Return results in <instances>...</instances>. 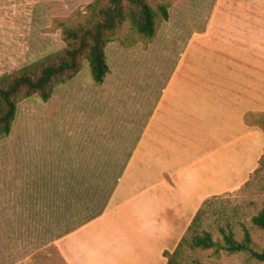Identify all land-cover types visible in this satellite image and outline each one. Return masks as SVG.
<instances>
[{"label":"rangeland","instance_id":"obj_1","mask_svg":"<svg viewBox=\"0 0 264 264\" xmlns=\"http://www.w3.org/2000/svg\"><path fill=\"white\" fill-rule=\"evenodd\" d=\"M93 1L0 0V75L63 49V28L84 22ZM149 3L158 12L155 36L143 37L124 22L106 45L110 70L102 84L83 59L80 71L56 85L48 101L38 95L18 99L10 134L0 138V264H66L60 239L105 212L122 176L143 172L144 182L166 169L165 177H177L181 161L193 162L190 170L195 163L204 167L213 195L203 227L214 239H222L218 225L228 220L237 239L245 225L254 248L264 249V229L251 221L264 202V114L248 115L247 127L225 125L219 105L197 101L204 73L211 75L207 67L216 65V56L204 58L203 50L225 48L227 34L238 45L249 35L244 20L264 21V0ZM161 4L168 7V19L159 13ZM210 22L213 30L205 35ZM258 39L264 48V32ZM194 65L199 68L191 73ZM260 69L264 76V63ZM135 151L149 167L125 172ZM144 188L150 186L143 184V198ZM182 227L162 240L146 227L153 234L143 238L155 242L150 264L166 263L159 250L172 252L187 230ZM185 260L264 264L245 251L213 248L189 250Z\"/></svg>","mask_w":264,"mask_h":264},{"label":"crops","instance_id":"obj_2","mask_svg":"<svg viewBox=\"0 0 264 264\" xmlns=\"http://www.w3.org/2000/svg\"><path fill=\"white\" fill-rule=\"evenodd\" d=\"M244 25L249 35L245 37L241 31L244 36L238 45L232 43V36L227 34L223 36L224 44L217 41V45H226L225 48L216 46L203 50L204 58L216 56V65L207 67L211 75L204 73L206 81L198 87L202 97L197 100L198 104L219 105L227 122L225 125L230 121L232 125L241 127H247L245 119L248 115L264 114V90L261 91L264 89V76L260 69V63H264V54L260 50L264 48L258 39L259 33L264 32V21L249 16L243 21ZM212 30L210 22L205 35H210ZM219 30L215 28L217 33ZM198 68L191 66V73ZM136 155L135 151L125 164V172L131 168L149 167V163L143 161V154L138 159ZM192 165L193 162L181 161L177 177L170 173L168 178L165 177L166 169L156 178L146 177L144 182L143 172L122 176L105 212L60 239L59 251L66 264H150L153 255L148 253L153 250L155 242L146 240V232L153 234L146 227L152 226L156 230L154 235L161 240L169 239L177 226L182 225L186 230L203 202L213 195L210 184L202 175L203 166L195 163L194 169L190 170ZM183 168H188V172H183ZM144 183L150 189L144 188L143 198ZM222 193L225 192L217 191L214 195ZM184 210H188L189 218L181 224ZM96 222L99 224L92 227ZM181 237L177 236L176 246ZM165 249L168 250L165 246L160 248L162 255Z\"/></svg>","mask_w":264,"mask_h":264},{"label":"trees","instance_id":"obj_3","mask_svg":"<svg viewBox=\"0 0 264 264\" xmlns=\"http://www.w3.org/2000/svg\"><path fill=\"white\" fill-rule=\"evenodd\" d=\"M88 7L89 13L84 22L63 28L66 42L63 49L0 75V138L10 134L20 97L38 95L43 101H48L56 85L65 83L80 71L83 59L90 64L93 80L102 84L110 70L106 45L113 40L124 22L129 21L136 32L148 39L156 34L158 12L149 0H95ZM158 10L164 19H168L166 4L159 5ZM210 210L211 198L205 200L198 209L176 248L172 252L164 251L166 264H189L185 260L189 250L211 248L228 252L245 251L264 262V249L254 248L252 234L245 225L242 226V238L237 239L232 224L224 220L218 225L222 239H214L213 233L203 227ZM102 212L91 215L81 225ZM251 221L257 228L264 229V202L258 212L252 215Z\"/></svg>","mask_w":264,"mask_h":264}]
</instances>
